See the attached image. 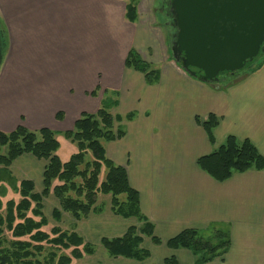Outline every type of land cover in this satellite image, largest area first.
Here are the masks:
<instances>
[{"label": "crops", "instance_id": "obj_1", "mask_svg": "<svg viewBox=\"0 0 264 264\" xmlns=\"http://www.w3.org/2000/svg\"><path fill=\"white\" fill-rule=\"evenodd\" d=\"M130 1L0 0L8 35L5 60L8 54L26 58L21 64L11 61L0 81V131L24 125L64 136L82 114L98 111L104 92H118L113 115L133 112L136 117L120 123L126 133L122 139L104 143L107 157L127 170L141 212L162 244L145 238L142 248L151 255L143 262L112 259L99 245L101 239L122 237L138 222L109 214L78 222L62 213L75 232L97 245L87 264H165L171 257L178 264H195L191 251L171 250L166 242L186 229L209 234L213 228L225 229L231 246L223 258L207 264H264V170L221 183L197 164L229 135L250 140L264 156V65L226 90L193 79L165 57L164 43L151 17L146 18L154 8L150 2L134 0L138 20L131 23L126 19ZM131 49L159 71L158 83L149 85L143 74L125 67ZM210 114L220 119L215 144L197 122ZM46 165L23 155L10 170L18 181H33L40 192Z\"/></svg>", "mask_w": 264, "mask_h": 264}, {"label": "trees", "instance_id": "obj_2", "mask_svg": "<svg viewBox=\"0 0 264 264\" xmlns=\"http://www.w3.org/2000/svg\"><path fill=\"white\" fill-rule=\"evenodd\" d=\"M126 19L131 23L138 20L137 4L134 0L127 4ZM0 30L6 53L8 35L1 18ZM171 39L173 41L174 38ZM263 65L264 52L243 70L222 73L219 82L211 86L229 89L258 72ZM125 67L143 74L149 85H154L160 80L159 71L151 63L143 60L135 49L128 52ZM99 92L100 88H97L92 95L96 96ZM118 104V92H104L98 111L94 114H82L73 129L63 133L64 137L75 143L78 148L77 153L67 162L60 159L58 155L60 142L57 134L49 128L32 131L20 125L9 133L0 131V181L9 183L22 197L19 204L8 202L6 216H3L0 200V264H55L54 255H50L48 259H40V255L46 249L44 243L55 248L73 249L72 256L76 259L95 252L94 246L85 243L75 232L53 228L54 237L51 238L42 231L48 224L43 216L42 202L51 194L59 200L61 211L71 214L77 221L101 211L97 206V197L102 194L112 196V209L115 214L125 218H136L141 223V227H130L122 237L102 238L101 245L112 258L122 257L143 262L151 255L148 250L142 248L145 238H151L156 245L162 244L155 236L153 223L141 212L140 196L131 187L127 170L114 164L107 157L104 142L122 139L126 133L120 123L133 121L136 117L133 112L124 117L114 116L112 110ZM57 118L61 119L62 114ZM197 122L203 125L210 142L215 144L214 133L220 119L210 114L204 122L200 119H197ZM89 153L91 159L87 158ZM23 155H32L38 160L48 161L43 174L44 188L41 194L35 193L33 181L18 182L10 171L11 165ZM197 164L202 171L222 183L230 180L235 174L251 170L263 171L264 156L250 140H239L236 136L229 135L212 153L199 158ZM103 169L106 170V176L101 180ZM122 196L125 200L121 198ZM61 211H54L53 217L56 220H60ZM30 212L33 217H40V221L29 217ZM17 220L19 223L15 225ZM4 227L12 232L14 238L28 237L29 240L9 241L4 235ZM166 246L171 250H189L196 258L195 264H207L227 254L231 238L222 228H213L209 234H203L196 229H186L168 240ZM71 262L72 259L67 256L59 259L60 264ZM165 264H178V261L171 257L165 260Z\"/></svg>", "mask_w": 264, "mask_h": 264}, {"label": "water", "instance_id": "obj_3", "mask_svg": "<svg viewBox=\"0 0 264 264\" xmlns=\"http://www.w3.org/2000/svg\"><path fill=\"white\" fill-rule=\"evenodd\" d=\"M175 63L191 78L219 82L264 52V0H171ZM0 30V72L5 43Z\"/></svg>", "mask_w": 264, "mask_h": 264}, {"label": "rangeland", "instance_id": "obj_4", "mask_svg": "<svg viewBox=\"0 0 264 264\" xmlns=\"http://www.w3.org/2000/svg\"><path fill=\"white\" fill-rule=\"evenodd\" d=\"M144 1H145L144 2L145 5H147L148 4L147 1H149L150 2V5L154 7L153 9H151V11L150 10H147L145 12V13H147L146 14V18H148L149 16L151 17L150 19H151V21L153 23L152 25H153V27L155 26V28H156L155 31L159 35L160 40L164 43V48L167 50V53H165V57H170V60L173 61V59H172L173 57H172V53H171V44L168 43V39H167V37L165 35L167 33L170 36V34L172 33L171 32L172 31V28H171L172 25L170 24V21H169L167 15H166V10H167L166 7L168 6V1H166V0H144ZM24 59H26V58H20V57H12L11 58V56H9V54H8L7 57H6V60H5V64L3 66V69L0 72V81L3 80L4 77H5L4 75H6V73L9 72V68L12 65L11 64V61L14 64H17V63L21 64V63L24 62ZM21 126H24V125H21ZM124 127L125 126L123 125V128ZM57 137H58V140H60V142L62 143V150H61V153H60L61 154V157L63 159H65V160H62L61 157L60 156L59 157H60V159L63 162H67V161H69V159L71 158V156L73 154L77 153V151H78L77 145L75 143L71 142L70 140L66 139L62 135L61 136L58 135ZM72 148H74L75 152L73 154H69V153H71L70 151H71ZM3 152L5 153L6 152V149H4ZM87 158L88 159H91V154L90 153L88 154ZM46 162L48 164V161H46ZM105 176H106V170L103 169L102 174H101V180H104L105 179ZM22 181H25V180H22ZM22 181H18V182H22ZM43 188H44V183H43ZM43 188L39 192V191H37V188H36V185H35V193L41 194L42 191H43ZM121 198L123 200H125V197L124 196H122ZM0 200L2 202V213H3V216H6L8 202L13 201L16 204H19L20 201L22 200V197H21L20 193L16 189H14L13 186H11L9 183L0 181ZM42 205H43V209H42L43 216L47 219V222H48V224L42 228V231H44L47 234H49L51 236V238L54 237V235L52 234V229L53 228H60L62 231H66V232H75L73 226L72 225L69 226V222L62 220V213H66V212H62L61 211L60 202H59V200L53 194H51L47 198H44L43 199V202H42ZM97 206H98V208L101 209V211L100 212H96V213H92L91 215L97 214V215L105 216V214H109V215H114V216L121 217V218L127 219V220L128 219H133V220H135V222H138V223L135 224V225H132V226L141 227V223L136 218H133V217L132 218H125V217H123L121 215H117V214H115L113 212V209H112L113 208L112 207V196L111 195H102V194H99L98 197H97ZM33 207H34V204H33ZM55 210H60L61 211V218H60V220H56L53 217V213H54ZM67 214H69V213H67ZM28 216L29 217H33L32 212H30L28 214ZM67 216H71L73 218V216L71 214H69ZM88 217L83 218V219L85 220ZM33 218L36 221H40V219H41L40 217H33ZM75 221H77V220H75ZM79 221H81V220H78V222ZM18 223H19V220L16 221L15 225L18 224ZM128 229H127V231H128ZM75 233H77L80 237H82L84 239V242L85 243L91 244L83 236H81L78 232H75ZM4 235H5V237L9 241H15V240L25 241V240H29L28 237H23V238H18V239L14 238L12 232L10 230H8L6 227H4ZM104 238H108V237H104ZM44 245H45V248L46 249L42 253V255H40V259L41 260L43 258L48 259V258H50V255H54V256H56V258H55V261H56L55 264H60L59 263V259L62 256H67V257L71 258L72 259V262L70 264H85L86 260L89 257L93 256L97 252V245L91 244V245L94 246L95 252L93 254H85L81 259H76V258H74L72 256V250L73 249L65 250V249L55 248L52 245L46 244V243H44ZM99 245H101V241H100V244ZM101 247L105 250V248L102 245H101ZM80 248L82 249V247H80ZM106 253H107V251H106ZM109 258H112V257L109 256ZM118 258H122V257H118ZM114 259H116V258H114ZM86 264H87V262H86Z\"/></svg>", "mask_w": 264, "mask_h": 264}, {"label": "flooded vegetation", "instance_id": "obj_5", "mask_svg": "<svg viewBox=\"0 0 264 264\" xmlns=\"http://www.w3.org/2000/svg\"><path fill=\"white\" fill-rule=\"evenodd\" d=\"M166 1H168V6L166 7V15H167V17H168V19H169V21H170V24L172 25L171 26V28H172V33L170 34V39L171 38H174V35H175V33H176V29H175V27H174V25H173V18H172V15H171V12H170V2H171V0H166ZM171 42H172V39H171Z\"/></svg>", "mask_w": 264, "mask_h": 264}]
</instances>
